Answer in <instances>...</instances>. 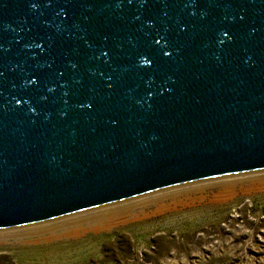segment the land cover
<instances>
[{
  "label": "water",
  "instance_id": "water-1",
  "mask_svg": "<svg viewBox=\"0 0 264 264\" xmlns=\"http://www.w3.org/2000/svg\"><path fill=\"white\" fill-rule=\"evenodd\" d=\"M264 171V0H0V230Z\"/></svg>",
  "mask_w": 264,
  "mask_h": 264
},
{
  "label": "rangeland",
  "instance_id": "rangeland-1",
  "mask_svg": "<svg viewBox=\"0 0 264 264\" xmlns=\"http://www.w3.org/2000/svg\"><path fill=\"white\" fill-rule=\"evenodd\" d=\"M159 202L137 204L108 224L0 237V264H264V184L230 195L206 187L189 199Z\"/></svg>",
  "mask_w": 264,
  "mask_h": 264
},
{
  "label": "bare ground",
  "instance_id": "bare-ground-1",
  "mask_svg": "<svg viewBox=\"0 0 264 264\" xmlns=\"http://www.w3.org/2000/svg\"><path fill=\"white\" fill-rule=\"evenodd\" d=\"M264 184V173H257L251 175H242L232 178H222L214 182H203L195 185H187L180 188L169 189L166 191H161L158 193L150 194L138 200L126 201L113 206H105L102 208H97L87 212L78 213L72 216L63 217L55 221H49L46 223L34 224L26 227L15 228L13 230L0 231V237H14V236H24L31 235L42 232H53L55 229L60 227L74 228L75 225H81L86 221L103 219L108 223L114 220H119L121 215H123L128 209L133 208L137 204L142 205L148 202H153L154 204H159L162 199H170L173 202H177L183 199H189L191 196L200 194L202 190L206 187L216 188L217 194L230 195L233 194L235 189L239 191H249L258 188L260 185ZM103 222V221H102ZM72 227V228H70ZM68 229V230H69Z\"/></svg>",
  "mask_w": 264,
  "mask_h": 264
}]
</instances>
